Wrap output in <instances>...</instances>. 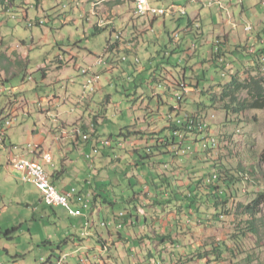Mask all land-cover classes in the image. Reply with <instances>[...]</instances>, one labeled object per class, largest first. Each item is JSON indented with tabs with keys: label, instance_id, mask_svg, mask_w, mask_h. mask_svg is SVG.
<instances>
[{
	"label": "crops",
	"instance_id": "crops-1",
	"mask_svg": "<svg viewBox=\"0 0 264 264\" xmlns=\"http://www.w3.org/2000/svg\"><path fill=\"white\" fill-rule=\"evenodd\" d=\"M176 1L179 3H185V6L178 5V2H171L166 7L156 8H168L171 5H177L187 10L186 16L179 17L169 15L158 18H138L133 15V2H135V0L132 1V5H130L131 7L127 8L123 15L122 13L116 15L120 11L111 9L108 5L111 2L109 0H50L52 4H55V7L50 8V10H54L52 13L53 19L49 20L54 26H57L58 23L62 24V26H68L72 22L77 24L76 14L80 11L83 13L81 14V26L84 29V33L83 35H77L76 38L71 37L68 41V43H70L69 46H65V44H56L57 48L54 50L53 57L48 56L45 60V67L40 66L37 69V72L41 74L42 83L48 80L49 74L47 71L56 63H58L57 69L60 67L62 68L60 69L62 71L66 66H70L72 64L77 65L82 63V66H85L84 68L90 67L95 65L97 60L101 58L104 59L105 64L94 68L97 76L99 77V87L97 90H102L103 88V83L100 82L101 75H105L108 78L110 75L115 74L119 81L124 82L126 81L125 76L129 74L128 81L131 83L133 82L132 78L134 74H145L147 68H144L142 65L141 53H148L149 57L146 56V62L150 66V69H153L151 74L153 82L152 84H148L149 88L152 90L153 86L163 84V90L159 93L152 90V93H154L152 97H147L145 94L138 96L137 94L126 93L127 97L131 98V111H133V115L134 113H140V115L143 114V119H139L138 121L147 125L146 127L142 126L138 130L134 128L135 130L132 131L145 133V136L141 135L138 136V138H134L133 141L129 140L126 143L129 145H127L125 150H123L125 151V154L118 149H109L107 150L108 152H103L102 154L100 153V156L104 157L103 160L108 158L107 161H105V164H102L99 169L96 168L95 165L94 167H90V176L93 177L94 180L97 178L98 180L95 182L86 180L84 188L81 191L77 190L79 197L83 200V202H88L89 207L87 210L83 211V216L75 218L78 219V223H74L73 225L71 224L72 228L76 227L78 230H76V232L68 230L66 232V239L59 240L57 242L56 250L59 251L60 256L53 254L52 259L48 260V264H54L53 259L56 260L57 264H68L67 260L71 256H69L68 253L63 252L64 246L67 245H70L75 250L70 254L80 255L79 264H81V259H85V264H92L88 259V253H91L92 251L95 252L94 264H117L115 263V257H119V262L121 259L120 256H125L119 253L122 246L125 247V245H127L125 243H133L132 245L134 246L138 245L133 247V250L135 251L134 254L139 253L135 250L137 247H140V250L146 253V257H148L147 259L140 257H135L133 259L136 264H160L154 256V250L157 251L158 254L162 252L163 254L165 253L168 255L167 257L169 260H164L161 264H173L172 260L176 258L175 256L178 255L179 252L183 255H194L196 254L197 249L200 248L201 245H204L203 241L206 236H208L205 231L206 227L205 225H201L200 227L197 225V222H202L200 221V217L203 219L205 218L204 213L206 212V209H204L205 206L200 205L203 201L201 196L197 201L198 203L191 210H187L184 205L183 208L179 210L178 208H175V205L180 207L183 204L184 197H186V195H184L185 192L188 191L189 188H191L192 191L195 189L194 184L199 179L197 176L198 172L205 170V174H203L204 177V175L210 171L211 166H209L205 160H200L197 156L176 158L175 155L172 156L171 154H168L166 159H169L171 163L170 166L166 165L164 168L171 169L173 172L171 176L166 173L168 178V181H166L170 185L172 184L170 187V191L172 193L166 192L165 195L157 198V195L159 196V192L158 190H151L149 188L151 187V182L149 187L144 190L142 196L134 194V196L127 199V201H122L124 204L129 205L127 213L129 214V212H131L128 218H126L125 213L122 221H119L117 218L124 212L115 211V205L119 202V200L116 202L108 198L107 192L104 191L110 184V178L106 176L109 173L110 163H112L114 165L113 167H115L118 163H120L121 160H118L123 158V156H125V160L128 161L130 158L137 156V152L141 153L142 149H144L148 143H154L153 139H162L169 135L167 131L164 132V129L169 125V116L172 114L171 108L177 105V100L175 99L176 94L183 95L182 104L179 105L180 114L178 115L186 113L193 114L195 112H201L203 116L209 115V117L215 115V112L213 111L203 112V106L205 104L202 102V98L207 97L203 94V92H208L212 90L211 88L218 91L219 83H225L224 80L227 78H221V70L218 64L213 61L214 45L217 41L222 42L221 49L230 61L227 62L231 65L233 64L231 74L240 75L242 78L247 74L248 70L253 67V54L251 53H257L262 50L264 52V20L259 22L258 19L260 15L255 14L253 9L255 3H258L259 1L261 9L264 10V0H227L228 6L224 4L223 0H218L221 1L227 10L220 9L218 5L211 8L207 7V3L211 0H200L198 3H193L191 0ZM46 2L47 1H43L42 4L39 3V7L43 9ZM233 7H236L237 9H233ZM89 8L90 11H88ZM112 10L113 12L111 13ZM56 12H58L57 15L55 14ZM126 12H128V14ZM25 15L27 17L28 13ZM57 16L59 17L58 19ZM93 18L96 21L95 28L98 27L100 31L95 30L94 28L95 33L90 35L86 31L85 24H92ZM182 18L187 19V25L185 28L183 27L182 30H177L171 34L166 33L168 22L172 21L174 24L177 23L178 26H181L184 22H179V19ZM251 18L254 19L255 24L248 20ZM41 22L45 24L47 20L41 19ZM246 23H250L253 26L252 32L246 33L244 31L243 25ZM157 27L159 29H163L164 33L167 35L166 45H164V47L159 45L158 41L164 38L165 35L162 31H159ZM103 31H107L109 38L105 39L106 41L101 46L98 53L95 49L88 47V37L98 36ZM177 34H179V43L175 39ZM150 36L153 37L152 40H149ZM44 40L47 42L49 41V38L44 35ZM62 41V43H65L66 40L63 39ZM155 44L157 47H160L154 50L157 52V50L160 49V51L157 52L158 59L160 61L159 63H155L158 59L156 60L153 54L155 52L151 50V47ZM198 45L200 47L199 50ZM14 51H17V48L12 49L10 52L13 53ZM108 54L110 55L109 57L107 56ZM177 55L183 56L178 62L179 65H177V68L179 71L175 75L173 72H168L164 69L162 64H165L167 58ZM19 59L25 60L22 55L19 56ZM190 59H198L200 62L197 63L199 67L206 68L207 66H214V68L210 69V71H214L217 76L215 77L212 74L204 72L199 76V78L196 74H194V69H192V77L188 78L187 75L191 66L186 63L185 67L181 69L180 62L181 60L185 62V60ZM7 62L9 63L10 61L7 60ZM222 63L223 62L221 60V64ZM28 64L29 62L25 60V74L21 72L18 73L17 71L7 72L0 69L1 84L8 86V83L16 77H22V80L27 81L26 85L25 82H22L20 85L15 86L18 90V94L7 98L2 97L0 99V134H4L5 131L4 122L7 121L5 118L16 119L13 126L6 130V136L3 138V135H0V148L6 150L7 153L4 156V159L0 158V173L3 174L5 179L12 178V175H17L16 172H18L13 169V165H11L17 159V153L16 149H12L11 145H13V143L9 131H12L14 129L13 127L20 125L19 121L21 117L31 118L32 114H36L39 121L41 119H45L47 121L57 122L56 128L49 131V133L51 132L54 136L52 145H58L61 150H63L61 145V141L63 140L67 141L69 145L74 146L76 150H79L80 143L83 142L85 144H89L92 142V139L95 140L94 144H91V149L93 150L99 148L97 145L100 142L99 140H101L98 136L95 137L96 134L94 133L95 127L98 125L97 119L89 125L84 123L82 118H79L73 124L64 123L61 121L62 115L59 111V107L66 103H71L73 107H76L84 112L91 111L93 97H91V99H82L83 90L81 94L74 90H71L72 92L70 91L68 94L69 86L74 84L76 81L72 78L68 79L67 82L63 84V88L62 86L60 87V90L62 91L63 89L65 92L63 93L64 95L60 92L57 93L54 83H51L52 93L50 95L48 94L47 98H38V96L37 98H35V96L34 98L31 97L30 93L36 90L38 83L37 80H27V76L33 77V74L28 71ZM80 65L77 70L82 68ZM154 65L157 67H153ZM28 83L34 85L30 88V90H27ZM107 84H113L111 79H107ZM182 84H186L188 86L187 94L180 89V85ZM135 88V93H137L136 91L139 87L135 86ZM166 99L170 101L175 100L176 104L170 108L169 113L163 116L161 110L162 107L168 105ZM110 103L111 99L109 97L101 102V105L103 104V108H100V114L101 111L105 112V105L109 106ZM199 104H201V106L198 107ZM152 107L155 110H153ZM189 107L191 108V111L188 110ZM71 112H74V110H71ZM163 121L166 123L165 126L163 125ZM148 122H150V124H148ZM217 125L215 117V120L211 123L213 131L218 129ZM76 128L81 129L82 133L79 135L74 134L73 130ZM83 131H86L85 133L88 132L87 134L91 137L94 135L91 141H82L80 135H84ZM45 133L46 132L44 131L38 132L37 127L35 126V130L28 135V137L33 138L34 142H28L25 139L22 140L23 147L29 144H38L42 149L26 152V159H38L42 163L38 160L37 161L44 167L47 169L49 167V169L53 170V174L49 171L48 172L51 174L54 183L55 180H58L61 185H63V188L60 191L64 192L75 188L67 182L66 167L68 165V160H64L60 167L56 164V158H54L55 156L52 151L53 146L49 145L47 147L45 145V139L42 137V134ZM132 142L133 146L130 145ZM8 143H10L9 148H7ZM85 155L86 154L83 155L84 159ZM29 157L32 159H29ZM158 158H155L154 161H157ZM47 163L52 164L47 165ZM154 164L157 165L158 162L157 164L156 162ZM6 165L8 166V171L5 169ZM116 167L118 169V166ZM137 167L135 170L138 169ZM156 171H161L159 175H162L163 173L162 168H157ZM136 172L137 171L133 170L128 177L135 180L138 185L148 186V182L141 179L139 180L136 176ZM172 177H175V180L172 179ZM15 179L17 183H20L19 178ZM146 193H150L148 201H145ZM94 197H97L98 203L96 208L90 211L91 201ZM150 197L158 199L157 201L161 203L173 201L169 202L165 207H162L160 205H153L154 199L151 200ZM132 199H134V201H131ZM40 202L44 203L42 197ZM77 206L80 207L78 203ZM102 216H104V219L101 221ZM105 217L107 220H105ZM97 219H100V225L97 224ZM108 223L111 224L109 229L103 227L108 226ZM118 223L123 224L122 229L117 228ZM83 229L84 231H82ZM105 230L107 237H105ZM155 235L170 236L173 242L166 241L164 244H160V241L154 240L156 239ZM88 240L96 242V247L92 249L88 246ZM44 244L50 246L51 242L45 241ZM111 247H115L119 250L116 254L117 256L113 255ZM159 255L162 257L161 254ZM131 256L126 255V257L132 260V258H130ZM198 260L199 263L205 264L204 260Z\"/></svg>",
	"mask_w": 264,
	"mask_h": 264
},
{
	"label": "rangeland",
	"instance_id": "rangeland-1",
	"mask_svg": "<svg viewBox=\"0 0 264 264\" xmlns=\"http://www.w3.org/2000/svg\"><path fill=\"white\" fill-rule=\"evenodd\" d=\"M43 1H47L48 4L46 2L45 6H43V9H41V7H39V3L42 4ZM109 1H111L110 4H108L111 9L120 11L116 15L121 13L123 15L126 9L131 7L130 5H132L133 0ZM171 2L178 1L150 0L151 5L155 7H166ZM223 2L226 6H228L227 0H223ZM16 3L18 4H16V6L13 8L0 5V69L7 72L17 71L18 73H24V70L26 68L25 60H27L29 62L28 71L33 74L32 79L34 81L37 80L38 83H36V90L30 93L31 97L33 98L34 96L35 98H37V96L38 98H47L48 94L50 95L52 93L51 83H54V87H56L57 93H65L63 89L62 91L60 90V87L62 86L63 88V84H65L70 78L75 79L76 81L74 82V84L69 86L68 94L71 90H74L81 94L83 90L81 88V83L83 84L82 81L84 80L81 75V70H77V68L80 64V66L84 68L85 66H82V63L66 66L62 71L60 70L62 69L60 67H58L57 69L58 63L52 65L47 71L49 74V78L43 83L41 81V74L37 72V69L40 66L45 67V60L48 56L53 57L54 50L55 48H57L56 44H65V46H69L70 43H68V41L71 37L76 38L77 35H83L84 29L81 26V14L83 13L79 11L76 14L77 24H74V22H72L68 26H62V24L58 23L57 26H54L49 20L53 19L52 13L54 12V10H50V8L55 7V4H52L50 0H22L17 1ZM178 5L185 6V3L178 2ZM233 9L237 8L233 7ZM253 9L255 14L260 15L258 21L261 22L262 20H264V10L261 9L259 1L258 3H255ZM113 10L111 11V13L113 12ZM88 11H90V8L88 9ZM26 13H28L27 17L25 15ZM126 13L128 14V12ZM55 14L57 15L58 12H56ZM58 18L59 17L57 16V19ZM41 19L47 20V22L44 25L35 26L38 21H41ZM248 20L255 24L253 18ZM179 22L184 23L183 25L178 26L177 23L174 24L172 21L168 22L166 33L171 34L173 32H176L177 30H182L183 27H186V18L179 19ZM31 24H33V27H30ZM95 26L96 21L93 18L92 24H85L86 31L90 35L94 34ZM157 29L164 33L163 29H159L158 27ZM98 30L100 31V29ZM166 33H164V38L158 41V44L162 47L166 45ZM44 35L49 38V41L45 42ZM106 38H109V34L107 33V31H103L98 36L88 37V47L95 49V51L99 53L101 46L106 41ZM63 39L66 40L65 43H62ZM152 39L153 37L150 36L149 40ZM16 48L17 51H14L13 53L10 52L12 49ZM156 48L160 47H157L155 44L153 45V47H151V50L154 51L156 50ZM199 49L200 47L198 45V50ZM159 51L160 49L157 50V52ZM157 52L153 53L156 60L158 59ZM20 55H22L25 60L19 59ZM107 56L109 57L110 55L108 54ZM146 56L149 57V54L141 53L142 65L144 68H147L145 74H134L132 78L133 82L135 80L134 83H129V74L125 76L126 81L124 82L119 81L117 79L118 77L114 74L108 77L109 80L111 79L113 84L108 85V78L105 75H101L100 82L103 83L102 90H96L95 93L90 96L87 95L86 97V99H91V97H93V105L91 106V111L84 112L77 109L76 107H73L71 103L62 104L59 107V111L62 115L61 121L64 123L73 124L74 122H76V120L82 118L83 122L89 125L95 119H97L98 125H96L94 133L101 139L99 141L101 142L110 140L113 142V144L121 140V138H119L121 131L133 128L130 129L132 131L135 129L138 130L142 126L146 127L147 125L138 121L139 119H143V114L140 115V113H134L133 115V111H131V98L127 97L126 94H137L138 96H142L143 94H145V96L147 97H152L154 94L152 93V90L156 93H159L161 90H163V86L157 85L153 86L152 90L149 88L148 84H152L153 82L151 79L153 69H150V66L146 62ZM182 56L177 55L169 57L166 59L165 64H162V66L168 72H173V74L176 75V73L179 71L177 65H179L178 62L182 58ZM7 60H9L10 62L8 63ZM159 62V59L155 61V63ZM186 63L191 66L190 70L188 71V78L192 77V69H194V74H196L198 77L204 72L212 74L215 77L217 76L214 71H210V69L214 68V66H207L206 68L199 67L197 64L200 63L198 59L185 60V62L181 60L180 68H184ZM153 67L156 68L157 66L154 65ZM250 72L251 69L248 70L247 73ZM220 74L222 75L223 72L221 71ZM27 77V80L29 81L30 76ZM228 81L229 78L227 77L224 82L227 83ZM22 82H25V85L27 84V81L22 80V77H16L8 83V86L15 87L20 85V83ZM33 86L34 85L28 83L27 90H30V88ZM135 86L139 87V89L136 91L137 93H135ZM107 97L111 99V103L109 104V106L105 107V112L100 114V108H103V104L101 105V102ZM166 101L168 105L162 107L161 110L163 116L169 113L170 108L176 104L175 100L170 101L166 99ZM202 102L205 105L210 104V101L207 97L202 98ZM152 109L155 110L153 107ZM71 110H74V112H71ZM188 110L191 111V108L189 107ZM178 114H180V112L178 111L172 113L174 117L179 116ZM214 114L216 117V122L218 124V129L216 130L217 133H219L218 135H227L225 139L222 140V147L226 146L224 153L226 157L221 160V163L225 162L226 165H232L236 168L238 167V164L241 165L244 172L248 173L250 179L249 182L244 183L243 189L247 191V194H239L235 200V203L233 202L229 206L233 207L234 204L236 206L239 204L246 205L252 201L255 193L264 192V160L262 159V157L264 156V110L245 111L242 115L239 116L231 115L228 121H225L226 116L223 111L216 110ZM214 120H210V123H212ZM163 122V125L165 126L166 123L165 121ZM19 123V126H15L13 127L14 129L12 131H9L13 143V145L11 146H17L22 149L23 139L28 142H34L33 138L28 137V135H30V133L35 130V126L37 127L38 132H46L45 134H42V137L45 139V145L47 147L49 145H52L54 136L51 134V132L49 133V131L56 128L57 122H51L45 119H41L39 121L38 116L36 114H32L31 118L21 117ZM148 124H150V122H148ZM94 140L95 139H92V142L89 144H85L83 142L80 143L79 150H76L74 146L69 145L67 141L64 140L61 141L63 150H61L58 145H52V151L55 156L54 158H56V164L60 167L64 160H68V165L66 167L67 182L70 183V185H73L76 189L79 188L77 190L80 191L84 188L86 180H90L92 182L98 180V178L94 180L93 177L90 176V167H94L95 165L96 168L99 169L101 165L105 164V161H107L108 159L105 158V160H103L104 157H101L100 155L93 156V159L90 161L84 159V154H92L93 150L91 149V144H94ZM127 145L129 144H125L124 148H126ZM130 145L133 146V142L130 143ZM9 147L10 143H8L7 145V148ZM107 150H109V148L102 149L101 154L103 152H108ZM122 152L123 154H125V151ZM6 154V150L0 148V158L4 159V156ZM141 155L144 156L143 153ZM29 159L32 158L29 157ZM138 160L139 158L135 156L134 158H130L128 161H126L125 156H123V158L118 160L120 161V163L116 165L118 166V169L116 166L113 167L114 165L110 163L109 173L106 175L108 176V178H110V184L104 191L107 192L108 198L116 202L119 200V202L115 205V211H122L124 212V214L126 213V218L129 217V214L127 213V211L129 210V205L124 204L122 201H127V199L132 198L134 194L143 193L144 190L147 189L150 183L153 181L160 185L162 181L158 178V176L161 171L158 172L156 170L157 168L164 169L166 165L170 166L171 163L169 159H166V156H159L157 161H152V163L144 162L143 165L137 163ZM38 161L41 162L40 160ZM155 162L156 164L158 162V164H153ZM211 165L212 164L210 163L209 166ZM136 167L138 168L137 170H135ZM252 167L254 170L252 169ZM133 170L137 171L136 176L139 178V180L141 179L145 182H148V186H141L140 184L138 185L135 180L128 177V175ZM48 171L52 174L54 173L53 170L49 169V167ZM164 171L169 176H171L173 173L171 169ZM16 173L17 175L13 174V177L10 179H5L3 177V174L0 173V264H48V260L52 259L53 254H57L58 256H60L59 251L56 250L57 242L59 240L66 239V232L68 230H70L71 232H76V230H78L76 227L72 228L71 226V224L73 225L74 223H78V219L71 218L67 214L66 210L62 207L51 208L46 206L43 202L41 203V194L37 190V188L33 184L22 183L20 181V172ZM203 174H205V170L198 172L197 176L201 178L203 177ZM210 174H214L211 169L206 175H204L203 178H208ZM15 178H19L20 183H17ZM172 179L175 180V177H172ZM55 183L57 188L59 190H62L63 185H61L58 180H55ZM149 188L151 190H156V187L154 186H151ZM188 194L189 191H186L184 195L187 196ZM145 199V201L149 200L148 198ZM200 205L202 206L203 204ZM103 219L104 216H102L101 221ZM105 220H107L106 217ZM101 221L100 219H97V224L100 225ZM200 221L202 222H197V225L199 227L201 225H205V231L208 234V236H206L203 241L204 245H201V247L199 248L201 252L210 249L211 245L217 244L219 242L225 243V245H227L228 247L234 245L235 242L230 241L228 236L233 233L238 227V222L233 223V220L228 217L222 220V222H216V224L212 226L208 224L210 222L208 221V219L206 221V218H204L203 220L200 219ZM258 227L260 231L258 236H252L250 233L246 235L244 234L245 236H241V249L240 251L236 250V254L232 255L231 253H226L224 255V258H222V260L220 261H214V258L211 257L212 261L210 262L209 260L208 264H264V208L263 215L258 221ZM10 231L13 232L9 233ZM82 231H84V229ZM105 237H107L106 230ZM45 241L51 242V245H45ZM87 244L92 249L97 245L96 242L91 240H88ZM125 244L127 245H125V247L122 246L120 251L115 247H111L114 256L118 251L120 254L125 255L124 257L122 255L120 256L121 259L119 260V262V257H115V263L136 264L135 260H133L135 257L146 259L148 258L146 257V253L140 250V247H137L135 249L136 252L139 253L134 254L135 251L133 250V247L138 245L134 246L132 245L133 243ZM74 251V248H72L70 245L64 246L63 248V252L68 253L69 256H71L67 260L68 264H79L80 255L70 254ZM197 252H199V250H197ZM153 253L160 264L164 260H169V258L167 257L168 255L165 253V255L162 252L159 253L162 255V257H160L158 252L155 250ZM126 255H133L130 257L132 258V260L126 257ZM88 259L92 264H94V251L88 253ZM185 259L188 260L189 264H201L198 262V256L193 254L187 255V258ZM172 261L173 264L178 263L177 258H174V260ZM53 262L54 264H57L56 260L54 259Z\"/></svg>",
	"mask_w": 264,
	"mask_h": 264
},
{
	"label": "trees",
	"instance_id": "trees-1",
	"mask_svg": "<svg viewBox=\"0 0 264 264\" xmlns=\"http://www.w3.org/2000/svg\"><path fill=\"white\" fill-rule=\"evenodd\" d=\"M17 1H22V0H0V5L13 8L16 6V4H18L16 3ZM35 26H41L40 22H37ZM95 30H98V27H96ZM221 54L225 56V53L223 52L222 49H221ZM251 54H253L252 57L253 67L251 68L250 73L244 75L246 77L242 78L240 75L229 74L226 76L229 78V81L223 84L219 83L218 91L214 90V88H211L212 90L208 92H203V94L207 96L208 100L210 101L209 105L203 106L204 107L203 112H208V111L215 112L216 110L223 111L226 116L225 121H228L231 115L239 116L242 115L243 112L245 111L264 110V58H263L264 52L262 50L260 52L257 53L254 52ZM222 59H224L225 62L229 61L226 58H218L217 54L214 55L213 57V61L218 64L220 70L223 72L225 71V68L223 67L224 63L221 64ZM222 79H225V77H223ZM180 104H182V101L180 102ZM199 106H201V104H199L198 107ZM105 107H107V105H105ZM175 111L179 112V110H176L174 107H172L171 112L173 113ZM103 112L104 111H101V113ZM212 116L210 117L209 115L203 116L201 112H197V113L195 112L193 113V117H191L189 121L187 122L185 121L180 125L175 124L172 121H169L168 127L164 129V132L167 131L169 135H167L165 138L162 139H153L154 143L152 144L148 143L146 147L141 151V153H143L144 156H142L140 152H137V157L139 158L137 163H140L142 165L144 164V162L152 163V161L154 162V159L157 158L158 156H167L168 154H171L172 156L175 155L176 158L183 157V155H178L179 153L178 150L181 152L182 149L177 150L175 148H171L174 145L172 141L175 140V136H174L175 131H180L181 137H187V139L190 140V144H197L198 142L201 141L202 152L204 151L203 152L204 154L197 156V158H200V160H205L206 163L208 164L211 163L212 165L210 169L214 172V174L213 175L210 174L208 176L209 179L207 177L199 178L198 181H196L194 184L195 189L192 191L191 188H189L188 189L189 194L186 197H184L183 204L180 207L175 205V208L181 210L184 205L186 206L187 210H191L198 203L197 201L201 196V199L203 200L202 204L205 206L206 209V212L204 213L206 221L208 219V221L210 222L208 224L212 226L216 224V222H222V220H224L226 217L231 218L233 220V223L238 222L237 225L238 227L235 229L233 233H231L228 236L230 241L235 242L233 246L228 247L227 245H225V243L219 242L217 244L211 245L210 249L205 250L204 252H201L199 248L197 249L199 250V252L196 251V254L194 255L198 256L200 260H204L205 264L206 261L207 264L209 260L210 262L212 261L211 257L214 258V261L215 260L220 261L222 260V258H224V255L226 253H231L233 255L236 254V250L240 251L241 236H243L244 234L246 235L250 233L252 236H258L260 233L258 227V221L260 220V217L263 215V208H264V192L255 193V196L252 199V201L246 205L239 204L236 206L234 204L233 207L229 206L231 205V203L233 202L235 203V200L239 194H247V191H245V189L243 188H244V183L249 182L250 179L248 173L244 172L243 167L241 165L238 164V167L236 168L233 167L232 165L230 166L226 165L225 162L221 163V160H223L226 157V155L224 154L226 146L222 147V143H223L222 140L225 139L227 135H222V136L218 135L219 133L212 130L211 123L209 124V128L211 129V131L209 132L207 130L206 120L200 119L202 117L211 118ZM204 123L205 125H203ZM130 129L133 128H129L125 131H121L119 138H121L122 140H119L115 144H113V142L111 141L112 145L109 147V149H118L119 151H123L125 150L124 148L125 144L129 140L133 141L134 137L138 138V136L141 135L145 136V133L133 132ZM204 129H206V132ZM85 132L84 135H87L88 132L87 133ZM92 137L89 135V139H90L89 141H91ZM211 137H213L212 139H216L219 137V139H216L218 142L217 148H214L208 143L211 140ZM120 142L123 145L120 146L121 144ZM97 147H99V143ZM262 159L264 160V156L262 157ZM165 169L168 170L167 168H164L162 175L158 176V178L162 181L161 184L158 185L156 182L151 183V186L156 187V190H158L159 192V196L157 195V198L162 195H165L166 192L169 193L171 192L170 187L172 186V184L170 185L167 182L168 178L166 173H164ZM208 183H212V184H208ZM142 194L143 193H139L138 195L142 196ZM149 196L150 193L145 194L146 198H149ZM150 199L151 200L154 199L153 205H160L162 207H165L169 202L173 201L172 200L169 201L168 203L167 201L161 203L158 202L157 201L158 199L156 198L150 197ZM131 201H134V199H132ZM97 203H98V199L97 197H94V199L91 201L90 211L96 208ZM51 208H57V207H51ZM130 213L131 212H129V214ZM200 219L203 220V218L201 217ZM105 228L109 229L108 226ZM11 232L13 231H10L9 233ZM155 238L156 239L154 240L160 241V244H164L166 241L173 242L170 236L155 235ZM175 257L178 260V263L176 264H189L188 260L185 259L187 258V255L185 256L181 252H179V254L176 255Z\"/></svg>",
	"mask_w": 264,
	"mask_h": 264
},
{
	"label": "built area",
	"instance_id": "built-area-1",
	"mask_svg": "<svg viewBox=\"0 0 264 264\" xmlns=\"http://www.w3.org/2000/svg\"><path fill=\"white\" fill-rule=\"evenodd\" d=\"M200 0H191L193 3H198ZM215 5H218V7L222 10H227L225 6L221 3V1L218 0H211L209 3H207V7L211 8ZM228 12V11H227ZM133 15L138 18H158V17H166V16H186L187 10L183 7L177 6V5H171L168 8H156L152 7L149 3V0H135L134 2V9H133ZM236 27V26H235ZM243 28L246 29V32H252L253 26L250 23H246L243 25ZM175 39L179 43V34L175 36ZM214 52L213 54L216 55L218 58H226L225 56L221 54V48H222V42L217 41L214 45ZM253 52V51H251ZM220 55V56H218ZM105 61L103 58L98 59L96 64L90 67L81 68V75L84 78L82 88H83V99L87 97V95H92L96 92V90L99 87V77L97 76V73L95 72L94 68L99 65H104ZM223 78V74L220 75ZM32 81V77L30 76V80ZM163 84L159 85L162 86ZM181 90L187 94L188 93V86L186 84L180 85ZM18 94V90L15 87H8L5 84L0 83V99L12 97L14 95ZM175 99L177 100V105L174 107L176 110H179L180 102L183 101V95L182 94H176ZM193 117V114H184L182 117L176 116L174 117L172 114L169 116V120L174 122L175 124H182L185 121H189V119ZM205 119L207 122V130L210 132L211 129L209 128L210 120H214L215 116H212L211 118H200ZM15 118H7V121L5 123V131L3 135V138L6 136V130L11 128L13 124L15 123ZM77 134V129L73 130ZM175 140L172 141L174 144L171 148L175 149H182L183 150V158L186 157H193V156H200L204 154L202 152V144L201 141L197 144H190V140L187 139V137H181L180 131L174 132ZM190 137V134H189ZM80 138L82 141L87 142L89 141V135H80ZM200 138V137H199ZM201 140V139H200ZM112 145L111 141H101L99 142V149H93L92 154L85 155V159L90 161L92 160L93 156L100 155L101 149H108ZM12 148H16V154L17 156V165L20 166V168H27V176H23V178H20V181L22 183H29L33 184L37 190L40 192L42 200L44 201L45 205L48 207H62L66 210L67 214L70 217L78 218L83 216V211L87 210L89 207L88 202H83V200L79 197V193L76 188H72L68 191H60L57 186L53 183L51 174L48 172V169L46 167H39L38 165L32 164L31 161H28L26 159V152H31V150H42L41 146L38 144H29L22 149H20L17 146H12ZM46 155V154H45ZM52 163H47V165H51ZM1 169V166H0ZM5 169L8 171V166H5ZM212 184V183H208ZM77 203L80 205V207L77 206ZM124 218L123 213L119 216V221H122ZM111 224L108 223V227H110ZM107 227V226H103ZM118 229L123 228L122 223L117 224ZM66 259V258H65ZM61 262V261H60ZM85 259H81V264H85Z\"/></svg>",
	"mask_w": 264,
	"mask_h": 264
},
{
	"label": "bare ground",
	"instance_id": "bare-ground-1",
	"mask_svg": "<svg viewBox=\"0 0 264 264\" xmlns=\"http://www.w3.org/2000/svg\"><path fill=\"white\" fill-rule=\"evenodd\" d=\"M244 31L246 32V29L244 28ZM246 33H249V32H246ZM263 58H264V56H263ZM222 62L224 63L223 65V67L225 68V71H223V77H225L226 78V76L227 75H229V74H231V71H232V65L229 63V62H225L224 61V59H222ZM205 121V120H204ZM202 124V123H201ZM203 125H205V123L203 124ZM194 127V126H193ZM77 129V134L74 132V134H76V135H79V134H81L82 132H81V129H78V128H76ZM201 129V128H200ZM203 130V129H202ZM205 130V132H206V129H204ZM202 132H204V131H202ZM186 136V135H185ZM210 137V136H209ZM213 137H211V140L208 142L211 146H213L214 148H217L218 147V142H217V140L216 139H219V137L218 138H216V137H214V138H216V139H212ZM121 143V142H120ZM206 144V143H205ZM121 145H123L122 143L120 144V146ZM220 146V145H219ZM16 148H13V150H15ZM96 149H99V148H96ZM178 150V149H177ZM181 150V149H180ZM210 150V149H209ZM211 151H212V149H211ZM178 155H183V150H181V152L178 150ZM204 152V151H203ZM28 161H31L32 162V164H34V165H38L39 167H44L41 163H39L37 160H28ZM11 165H13L12 166V168L13 169H15V170H17L18 172H20V178H23V176H27V168H20V166L19 165H17V159L13 162V164H11Z\"/></svg>",
	"mask_w": 264,
	"mask_h": 264
},
{
	"label": "clouds",
	"instance_id": "clouds-1",
	"mask_svg": "<svg viewBox=\"0 0 264 264\" xmlns=\"http://www.w3.org/2000/svg\"><path fill=\"white\" fill-rule=\"evenodd\" d=\"M40 24H41V25H44V23L41 22V21H40ZM30 27H33V24H31ZM208 179H209V178H208Z\"/></svg>",
	"mask_w": 264,
	"mask_h": 264
}]
</instances>
